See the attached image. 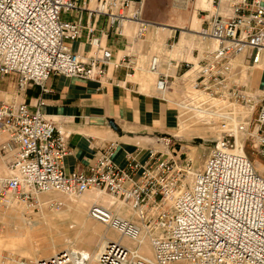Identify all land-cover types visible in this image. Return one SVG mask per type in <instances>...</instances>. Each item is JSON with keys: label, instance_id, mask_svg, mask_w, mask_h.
<instances>
[{"label": "built area", "instance_id": "obj_1", "mask_svg": "<svg viewBox=\"0 0 264 264\" xmlns=\"http://www.w3.org/2000/svg\"><path fill=\"white\" fill-rule=\"evenodd\" d=\"M80 1L0 0V82L14 79L12 92L0 89V213L18 207L40 212L43 206L57 211L63 204L49 195L104 192L125 203L135 220L102 205L89 207L90 219L119 235L117 241H107L96 264H264V178L244 154L232 124L222 125L228 132L217 137L194 172L193 159L173 150L169 138L163 139L162 148L171 155L151 150L144 163L127 157L121 168L113 161L112 146L86 173L64 172L69 133L42 115L40 102L27 103V91L37 86L47 93L52 76L110 81V68L125 69V77H131L137 70L133 46L146 43L156 25L143 17L145 0ZM195 1L171 0V6L189 8ZM263 2L210 0L211 10L202 13V25L194 33L202 47L191 51L194 63L184 52L176 59L153 55L148 62L160 92L190 73L181 81L208 103L243 105L256 112L249 136L253 154L262 161L264 94L253 90L251 76L264 61ZM98 19L105 21L107 31L93 25ZM128 27L134 30L129 50L113 60L101 38L108 33L123 38ZM83 33L90 51L75 53L71 44ZM172 51L166 45V52ZM185 108L192 111V102ZM187 175L189 184L184 182ZM144 237L151 249L148 257L128 246L141 245ZM34 264H89V255L59 252Z\"/></svg>", "mask_w": 264, "mask_h": 264}, {"label": "crops", "instance_id": "obj_2", "mask_svg": "<svg viewBox=\"0 0 264 264\" xmlns=\"http://www.w3.org/2000/svg\"><path fill=\"white\" fill-rule=\"evenodd\" d=\"M81 1L79 2L80 5ZM149 5L150 0L147 3L148 7ZM209 8L210 0H196L188 11L172 8L180 23L178 25H158L184 28V23L190 21V29L199 30L202 25V19L199 17L202 16V13L210 11ZM85 21L86 16L83 15V22ZM93 25L99 30H108L103 19L96 20ZM154 29L153 34L155 33L159 41H163L165 45V39L170 37L169 31ZM133 34V28L128 27L125 37L121 38L113 33H108L107 36L101 38V42L104 47L110 49L113 60H115L129 50ZM151 43H153L152 39L148 38V47L151 46ZM135 46H137L135 50L137 53L135 58L137 70L129 78L125 77V69L114 70L110 68L107 73V78L110 81H85L52 76L46 83L49 90L47 93H42L37 86L27 91L25 101L31 106L40 102L39 111L42 115L56 127H62L69 133L67 139L68 154L63 160L65 173H86L96 158L112 146L114 147L113 161L121 168L126 166L127 157L144 163L151 150L157 152L166 150L162 148V141L166 139L163 136L168 129H174L179 105L172 97V89L160 92L156 88L155 75L148 72V62L151 56L148 57L149 55L143 53L145 44L141 43ZM71 48L75 53H88L90 46L86 40V33L82 34L79 41L72 43ZM197 48L195 41L190 36L181 33L171 53H175L177 56L184 52L188 62L195 61V53L187 54L186 51L188 49L191 51L199 50ZM177 73L181 72L178 71ZM189 76L190 73H187L181 80H185ZM256 76H259L260 83L264 81V61L262 68L252 74L253 85ZM184 93L185 100L192 102V108L197 110L196 103L199 96L194 92L185 91ZM181 106L185 108L186 105L182 103ZM211 106H215L217 111L221 110L223 111L221 113L226 114V110L223 108L227 106L211 104L203 105V108L205 111H216ZM193 109L192 112L195 115L196 112ZM105 196L107 195L96 197L95 194L90 193L87 200L82 201L81 206L86 211L93 203H96L111 210L110 199ZM49 197L53 198V194ZM74 202L76 200H72V207ZM75 206L77 205L75 204ZM115 209L112 212L125 217L130 213L129 207L125 204L117 205Z\"/></svg>", "mask_w": 264, "mask_h": 264}, {"label": "rangeland", "instance_id": "obj_3", "mask_svg": "<svg viewBox=\"0 0 264 264\" xmlns=\"http://www.w3.org/2000/svg\"><path fill=\"white\" fill-rule=\"evenodd\" d=\"M145 1L143 17L146 20L155 24L178 25L180 23L177 15L173 13L171 0H150L149 7L147 6L148 0ZM199 18L202 19L201 17ZM184 26L186 30H189L191 27L190 21H186ZM176 30V34L172 36L173 38L170 40L167 38L165 39V45L163 41H159L155 33L153 34V32H151L146 39V43H144L143 53L149 55L148 57L157 54H159V56H167L169 54L168 56L170 58L176 59L177 56L175 53H172L171 56L170 53L166 52V45L170 48V46H174L179 40L181 30ZM148 38H151L153 41L149 47L147 45ZM195 44L196 47H198L197 49H202L197 38L195 39ZM136 48L137 46L134 45L133 50H136ZM186 53H191V50L188 49ZM192 62L194 63V61H191V63ZM258 77L259 76L255 77V84H252V88L258 91V94H264V81L260 83ZM13 84V78H6L4 81L0 82V89L10 93L13 91ZM257 86L259 87L257 88ZM185 91L192 93L190 84L181 80H176L172 85V97L178 105L182 103L189 105L191 103L185 101ZM197 101L202 107L198 106L199 111L204 110L203 105H209V103H207L206 100L204 101V99L202 100V98L198 97ZM199 104H196V106ZM179 109L176 112L178 117L176 125L173 127L174 129H168L164 136H162L164 138H169L170 146L173 150L176 152L181 151V153L184 155L186 154L188 158L193 159L190 172H194L202 167L208 152V147L206 145L198 143L194 139L200 138L203 140H210L228 132L229 129L228 127L227 129H223V127L220 126L221 119L213 116L209 117L211 118L209 120L211 122L210 124H212L210 125L198 116L197 113L194 115L190 109L182 107ZM223 109L228 111L230 117H233L235 120L237 119L236 136L238 137L239 144L243 145L244 154L250 159L258 174L264 178V161L253 154L252 147L254 144L252 138L249 136V134L253 132L256 112L251 113L250 108L243 105L234 106L228 104L227 107ZM194 111L199 112L197 110ZM231 127V129L234 130V125H231ZM164 153L168 154V150H164ZM190 180L191 176L187 175L184 182L189 184ZM90 192L96 193L93 191ZM88 195H90V193L80 197H64L59 194H53V198H56L63 204L61 209L57 211L49 210L46 206H43L40 212H31L22 207H18L0 213V264H34L39 259L52 257L59 252L71 251L86 253L91 257V254L94 252L97 254L100 241L104 242L105 239H118L119 235L114 230L87 216V210L85 211V209H83L81 203L87 200ZM72 200H76L73 207ZM109 203L111 202L109 201ZM118 203L119 202H117V204ZM75 204L77 206H75ZM117 204L110 208L111 211L116 210ZM116 215L129 221L135 220L132 211H130L129 215H126V217L120 214ZM16 217L26 220V223L30 226L20 219H16ZM128 246L133 249L136 248V245L130 242ZM139 250L141 252H148L142 254L145 257L151 256V249L147 238L144 237L143 243L139 245ZM140 251L139 253L141 254Z\"/></svg>", "mask_w": 264, "mask_h": 264}, {"label": "bare ground", "instance_id": "obj_4", "mask_svg": "<svg viewBox=\"0 0 264 264\" xmlns=\"http://www.w3.org/2000/svg\"><path fill=\"white\" fill-rule=\"evenodd\" d=\"M172 8H174V9H178V10H184V11H188L189 10V8L187 7V5H180V6H176V5H172ZM154 28H158V29H165V30H167V31H169V33H170V37L173 35V31H174V29H180L181 30V33L182 34H185V35H188V36H190L194 41H195V39H196V36H195V32L196 31H198V30H193V29H189V30H186V28L184 27V28H175V27H170V26H165V25H158V24H156L155 26H154ZM189 62H191V61H189ZM151 73V72H150ZM154 75V74H153ZM198 96H199V98H202V100L204 99V100H206L203 96H201V95H199L198 93H196ZM197 99V98H196ZM206 102H207V100H206ZM208 103V102H207ZM197 104V103H196ZM209 105H211L210 103H209ZM212 105H218V106H225L223 103H212ZM197 106H199V105H197ZM201 107V106H200ZM199 107V108H200ZM202 108V107H201ZM193 109V108H192ZM196 109H197V111H199V109H198V107H196ZM197 114H198V116H200L203 120H205L206 122H208L209 124L211 123L209 120L211 119V118H209V117H211V116H213V117H215V118H218V119H221V122H220V126L222 127V125L224 126H226V124H232V125H234L235 127H236V120L233 118V117H230L229 115H226V114H224V113H219L218 111H205V110H200L199 112H196ZM196 117V116H195ZM230 117V118H229ZM214 120V119H213ZM216 121H217V119H216ZM218 123V122H217ZM210 125H212V124H210ZM236 131H237V127L236 128H234V130H233V134L236 136ZM237 137V136H236ZM168 154L169 155H171V152L170 151H168ZM87 193H91V192H87ZM93 194H95V196L96 197H101V196H103V195H107L106 193H104V192H96V193H93ZM107 197L110 199V206H114L115 204H117V202L116 201H114L113 200V198L112 197H110V196H108L107 195ZM94 204H96V203H93L91 206H93ZM125 203H123V202H119L117 205H124ZM116 205V206H117ZM126 205V204H125ZM90 206V207H91ZM89 209V208H88ZM88 209H87V216H88ZM112 212V211H111ZM113 214H115L116 215V213H114V212H112ZM16 219H20L22 222H24L25 224H27L28 226H30L28 223H26V220H23L22 218H19V217H16ZM118 239H112V240H108V239H105V241L103 242V241H100V243H99V245H98V249H97V254H95V252L93 253V254H91V257H90V255H89V264H92V263H96V260L98 259V255H99V253L102 251V249H103V247L106 245V243H107V241H117ZM133 244H135L136 245V249H138L139 250V246L136 244V243H133ZM51 248V247H50ZM49 248V249H50ZM140 251V250H139ZM141 252V251H140ZM143 252H141V254H142ZM54 255H56V254H54ZM53 255V256H54ZM69 259L70 260H73L74 259V254H69Z\"/></svg>", "mask_w": 264, "mask_h": 264}, {"label": "water", "instance_id": "obj_5", "mask_svg": "<svg viewBox=\"0 0 264 264\" xmlns=\"http://www.w3.org/2000/svg\"><path fill=\"white\" fill-rule=\"evenodd\" d=\"M194 140L198 143H202V144L206 145L208 147V149H211L216 145L218 139H217V137H215V138H212L210 140H203L200 138H195Z\"/></svg>", "mask_w": 264, "mask_h": 264}]
</instances>
